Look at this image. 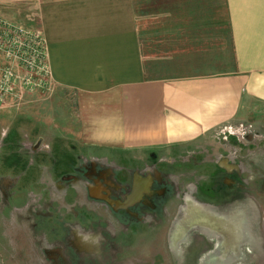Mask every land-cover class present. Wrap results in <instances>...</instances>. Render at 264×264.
<instances>
[{
	"label": "rangeland",
	"instance_id": "1",
	"mask_svg": "<svg viewBox=\"0 0 264 264\" xmlns=\"http://www.w3.org/2000/svg\"><path fill=\"white\" fill-rule=\"evenodd\" d=\"M52 102L21 90L0 104L3 264H264V125L99 148Z\"/></svg>",
	"mask_w": 264,
	"mask_h": 264
},
{
	"label": "crops",
	"instance_id": "2",
	"mask_svg": "<svg viewBox=\"0 0 264 264\" xmlns=\"http://www.w3.org/2000/svg\"><path fill=\"white\" fill-rule=\"evenodd\" d=\"M0 17L41 35L45 94L80 145L264 125V0H0Z\"/></svg>",
	"mask_w": 264,
	"mask_h": 264
},
{
	"label": "built area",
	"instance_id": "3",
	"mask_svg": "<svg viewBox=\"0 0 264 264\" xmlns=\"http://www.w3.org/2000/svg\"><path fill=\"white\" fill-rule=\"evenodd\" d=\"M48 75L41 35L0 17V104L15 91L46 92Z\"/></svg>",
	"mask_w": 264,
	"mask_h": 264
},
{
	"label": "bare ground",
	"instance_id": "4",
	"mask_svg": "<svg viewBox=\"0 0 264 264\" xmlns=\"http://www.w3.org/2000/svg\"><path fill=\"white\" fill-rule=\"evenodd\" d=\"M185 196V195H184ZM193 201V200H192ZM190 203V202H189ZM195 203V202H194ZM190 206H191V204H190ZM188 207V206H187ZM188 210V209H187ZM186 209H185V211H187ZM201 213V212H200ZM188 214V213H187ZM187 218V217H186ZM211 218V217H210ZM213 219V218H212ZM211 219V220H212ZM213 220H216V219H213ZM185 221V220H184ZM197 224V223H196ZM215 224V223H214ZM219 224V223H218ZM221 224V223H220ZM192 225V224H191ZM204 225V224H203ZM215 227V226H214ZM224 230V229H223ZM217 252V251H216ZM219 257V256H218Z\"/></svg>",
	"mask_w": 264,
	"mask_h": 264
},
{
	"label": "flooded vegetation",
	"instance_id": "5",
	"mask_svg": "<svg viewBox=\"0 0 264 264\" xmlns=\"http://www.w3.org/2000/svg\"><path fill=\"white\" fill-rule=\"evenodd\" d=\"M140 182H141V181H140ZM140 187H141V184H140ZM140 187H139V188H135V185H134L133 188L136 189V190L138 191V190L140 189Z\"/></svg>",
	"mask_w": 264,
	"mask_h": 264
}]
</instances>
